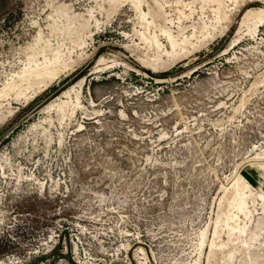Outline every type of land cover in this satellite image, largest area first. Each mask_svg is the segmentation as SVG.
I'll return each mask as SVG.
<instances>
[{"label": "rangeland", "instance_id": "374dc122", "mask_svg": "<svg viewBox=\"0 0 264 264\" xmlns=\"http://www.w3.org/2000/svg\"><path fill=\"white\" fill-rule=\"evenodd\" d=\"M0 264H264V0H0Z\"/></svg>", "mask_w": 264, "mask_h": 264}, {"label": "bare ground", "instance_id": "6f19581e", "mask_svg": "<svg viewBox=\"0 0 264 264\" xmlns=\"http://www.w3.org/2000/svg\"><path fill=\"white\" fill-rule=\"evenodd\" d=\"M90 12V11H89ZM81 46V45H80ZM58 50V49H57ZM43 52V51H42ZM55 53V52H54ZM45 56V55H44ZM35 58V57H34ZM33 58V59H34ZM44 59V58H43ZM46 59V58H45ZM35 60V59H34ZM48 60V59H47ZM37 61V60H36ZM44 61V60H43ZM49 62V61H48ZM43 63V62H42ZM45 64V63H44ZM43 68H45V67H43ZM37 70V69H36ZM40 70V69H39ZM44 70V69H43ZM40 73V72H39ZM42 75V74H41Z\"/></svg>", "mask_w": 264, "mask_h": 264}]
</instances>
